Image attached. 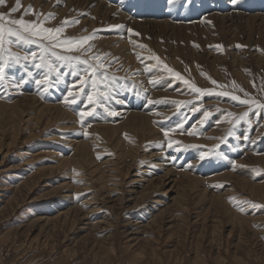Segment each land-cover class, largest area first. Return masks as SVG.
<instances>
[{
    "label": "rangeland",
    "instance_id": "374dc122",
    "mask_svg": "<svg viewBox=\"0 0 264 264\" xmlns=\"http://www.w3.org/2000/svg\"><path fill=\"white\" fill-rule=\"evenodd\" d=\"M85 1L0 5L46 28L67 21L59 39L92 37L71 52L5 38L0 264H264V0Z\"/></svg>",
    "mask_w": 264,
    "mask_h": 264
},
{
    "label": "snow or ice",
    "instance_id": "6c2138e0",
    "mask_svg": "<svg viewBox=\"0 0 264 264\" xmlns=\"http://www.w3.org/2000/svg\"><path fill=\"white\" fill-rule=\"evenodd\" d=\"M235 2V0H233ZM5 0H0V5L4 4ZM20 7L19 0H17L16 6L11 9V12H16L17 9ZM26 13L31 11V6H29L28 9L25 10ZM51 15V14H49ZM6 21L8 25H15L17 27H6L5 23H0V56H3L5 49H4V43H5V38L6 37H14L15 41L9 39L7 42L9 44L13 42H24V43H35L36 39L39 38V40L44 41L47 40L49 41V44L45 46L44 50L47 51L48 48L55 49L57 47L64 48L65 51H75L78 50L80 47L83 46V43L86 42L87 40L91 39V36H86L80 39L76 38H65V39H59V34L63 31V25L68 23L67 21L62 22V25L60 27H55V28H46L43 27V22L41 21L40 23H37L35 21L33 22H26L23 18L20 19H9V15H6L4 13H0V22ZM78 22V21H75ZM114 27L120 28L122 27L121 25H115ZM131 31V30H129ZM27 34V35H25ZM35 54H33L34 56ZM53 56H56L57 60H63V61H72L74 59H79L78 57H71V56H61L57 54L56 52H52ZM12 60H14L16 63H19L21 60V57L18 55H13ZM23 59L27 60L28 56L23 57ZM99 59V58H97ZM83 63L87 64V60L83 61ZM9 66L8 62L5 61L3 64H0V81H3L5 78V67ZM42 65L38 64L36 67H41ZM50 70L52 69V65L48 64L47 65ZM103 65H101L102 67ZM165 67H167L165 65ZM89 68H91V76L93 77L92 79V87L95 89L97 87V81L95 79L96 71L97 68L95 66L89 65ZM169 71H172L171 69H168ZM87 71V69H85ZM73 75H76L75 72H73ZM179 77V74H176ZM82 84H87V80L85 77L80 78ZM151 82V81H150ZM187 83V81H185ZM37 84H41L42 81H37ZM211 83L216 84V81H211ZM192 88L194 91L203 94L205 90H202L200 88H197L195 85H192ZM80 91H83V88L80 89ZM69 95H72V92H69ZM221 95H228V93H221ZM233 100H239V97L233 96ZM88 100L90 103H93V95L89 93L88 95ZM74 99L69 101L66 98V103H74ZM241 103H255V101H248V100H241ZM258 107H264V105H258ZM107 110V109H106ZM115 112H109V115H115ZM86 115H92V112H82L81 113V119L83 120V117ZM231 115V113H229ZM167 132H165V135L167 136ZM230 202H234V198H230ZM243 203H249L247 201H241L240 204ZM252 207H256V205H252ZM238 210L243 212L244 209L243 207L238 206Z\"/></svg>",
    "mask_w": 264,
    "mask_h": 264
},
{
    "label": "bare ground",
    "instance_id": "6f19581e",
    "mask_svg": "<svg viewBox=\"0 0 264 264\" xmlns=\"http://www.w3.org/2000/svg\"><path fill=\"white\" fill-rule=\"evenodd\" d=\"M93 2V1H92ZM95 2V1H94ZM102 2V1H101ZM70 3H84V5H86L87 4V2L85 1V0H70ZM92 4V3H91ZM90 4V5H91ZM101 4V3H100ZM95 6V5H94ZM93 6V7H94ZM103 6V5H102ZM110 6V5H109ZM220 6V5H219ZM69 7V6H68ZM86 7V6H85ZM100 7H101V5H100ZM89 8V7H88ZM102 8V7H101ZM164 8V7H163ZM263 8V7H262ZM170 9V8H169ZM247 9V8H246ZM44 10V9H43ZM63 10H65V9H63ZM92 10H94V9H92ZM111 10V9H110ZM168 10V9H167ZM99 9H98V7L94 10V13L96 14H98L99 13ZM116 11V10H115ZM114 11V9H113V12H115ZM246 11V10H245ZM64 12V11H63ZM91 12H93V11H90V13ZM107 13H109V12H105V14H107ZM177 13V12H176ZM102 14H103V12H102ZM101 14V15H102ZM105 14H104V17H105ZM111 14V13H110ZM121 14V13H120ZM178 14V13H177ZM242 14V13H241ZM122 15V14H121ZM175 15V14H174ZM113 16V15H112ZM115 16V15H114ZM124 16V15H123ZM181 16V15H180ZM243 16V15H242ZM59 17V16H58ZM94 17V16H93ZM121 17V16H120ZM250 17V20L249 21H251V22H253L254 20H256V19H258V16H249ZM118 18V17H117ZM132 18V17H131ZM222 18H224V17H222ZM229 18H233V16L231 17H229ZM261 19H264V18H262V16L260 17ZM109 19V18H108ZM119 19V18H118ZM164 19V18H163ZM190 19V18H189ZM206 19V18H205ZM227 19V17L226 18H224L223 20H226ZM240 19V18H239ZM120 20V19H119ZM179 20H180V22H184L185 23V21H181V20H184L183 18H179ZM230 20V19H229ZM228 20V21H229ZM129 21V20H128ZM227 21V22H228ZM232 21V20H231ZM247 21H248V19H247ZM173 22H174V20H173ZM188 22V21H187ZM196 22V21H195ZM250 22V23H251ZM232 23V22H231ZM249 23V24H250ZM261 23H262V21H261ZM159 25H161V28H163V27H167V28H172V27H174V26H176V25H174V26H171V25H169V24H167V23H158ZM171 24V23H170ZM194 24V23H193ZM246 24H247V22H246ZM249 24H247V25H249ZM92 25V24H91ZM114 25H116V24H114ZM126 25H127V23H126ZM140 25V24H139ZM234 25V24H233ZM232 25V26H233ZM141 26V25H140ZM155 26H157V24L155 23ZM163 26V27H162ZM181 26V25H180ZM180 26H178L179 28H180ZM185 26V25H184ZM183 26V27H184ZM187 26H188V24H187ZM223 26V25H222ZM222 26H220V27H222ZM226 26V25H225ZM235 26V25H234ZM151 27H152V25H151ZM177 27V28H178ZM226 27H229V26H226ZM246 27V26H245ZM137 28H138V26H137ZM178 28V29H179ZM231 28V27H230ZM234 28H236V26L234 27ZM145 29L146 28H141V30H142V32L143 31H145ZM159 29H160V27H159ZM173 29V28H172ZM225 29V28H224ZM155 30H157V32H158V28L157 29H155ZM177 30V29H176ZM175 30V31H176ZM246 30V29H245ZM92 31V30H91ZM172 32L174 31V30H171ZM171 31H170V33H171ZM221 31H223V30H221ZM232 31V30H231ZM248 31H251V28L249 27L248 28ZM247 31V32H248ZM165 32V31H164ZM237 32V31H236ZM134 33V32H133ZM155 33V32H154ZM161 33V32H160ZM168 33V32H167ZM166 33V34H167ZM201 33V32H200ZM158 34V33H157ZM223 34V33H222ZM164 35V34H163ZM173 35V34H172ZM202 35V34H201ZM247 35H248V33H247ZM264 40V39H263ZM124 45H129V42H127V41H124V42H122ZM138 43V42H137ZM141 46V45H140ZM126 47V46H125ZM121 48V50H122V46L120 47ZM129 48V47H128ZM172 49V48H171ZM174 52V51H173ZM192 56V55H191ZM134 58V57H133ZM129 59L131 60V58L129 57ZM131 62V61H130ZM134 62V61H133ZM132 62V63H133ZM130 64V63H129ZM153 71V70H152ZM24 100H29V99H24ZM30 100H34V98H31ZM33 102V101H32ZM24 103H26V102H24ZM20 105V104H19ZM31 106V105H30ZM18 108V107H17ZM39 111L42 113V114H46V113H50L49 111H51V110H56V111H58V113L60 114V116H61V121H62V123H70V121L71 120H69L70 118H68V116L67 115H65L64 113H62V111H60L59 109H58V107H54V106H41V105H39ZM4 113V112H3ZM5 116V115H4ZM138 116H142V115H139V114H135V115H131V118H135V117H138ZM148 116V115H147ZM143 117V116H142ZM145 117V119H146V125L148 126V128L150 127L149 125L150 124H148V122L150 121V120H152L150 117H146V116H144ZM154 117V116H153ZM70 126V125H69ZM137 128V127H136ZM209 134V133H208ZM207 134V135H208ZM2 135H3V132H2ZM145 136V135H144ZM3 139V138H2ZM36 139H38V138H36ZM217 142V141H216ZM210 143H213V142H210ZM34 144V143H33ZM208 145V144H207ZM212 145V144H211ZM74 146H76L77 147V150L79 149L80 150V152H79V155H80V157L81 158H83V157H85V155H86V153H88V150L86 149V146L84 145V143H81V142H77ZM213 146V145H212ZM232 147V146H231ZM243 147V146H242ZM160 156V155H159ZM24 158V157H23ZM251 160V159H250ZM110 164V163H109ZM89 168H91V167H89ZM171 170V169H170ZM194 171V170H193ZM107 173V172H106ZM172 172L171 171H166V174H171ZM126 174V173H125ZM165 174V175H166ZM234 174V173H233ZM184 175H186V174H184ZM241 175V174H240ZM179 176V175H178ZM227 176V175H226ZM231 176V175H230ZM234 176V175H233ZM140 177V176H139ZM182 177V176H181ZM184 177V176H183ZM203 177V176H202ZM222 177V176H221ZM236 177V176H235ZM238 177V176H237ZM236 177V178H237ZM105 178V177H104ZM107 178V177H106ZM180 178V177H179ZM226 178V177H225ZM178 179V178H177ZM184 179V178H183ZM238 179H241V178H238ZM186 180V179H185ZM184 180V181H185ZM196 180H197V178H196ZM208 180H210V179H208ZM228 180H229V178H228ZM141 181V180H140ZM194 181V180H193ZM203 182V181H202ZM237 182V181H236ZM240 182V181H239ZM99 183V182H98ZM197 183V182H196ZM137 184H139V183H137ZM235 184V183H234ZM181 185V184H180ZM202 185V184H201ZM148 186V185H147ZM161 186V185H160ZM188 186V185H187ZM164 187V186H163ZM185 187H186V185H185ZM196 187V186H195ZM199 187H201V186H199ZM82 188V187H81ZM191 188V187H190ZM185 189V188H184ZM189 189V188H188ZM193 189V188H192ZM183 190V189H182ZM200 191V190H199ZM198 191V192H199ZM134 193V192H133ZM31 194V193H30ZM138 194V193H137ZM200 194V193H199ZM184 196V195H183ZM198 198V197H197ZM63 199V198H62ZM119 199V198H118ZM117 199V200H118ZM197 200V199H196ZM195 201V200H194ZM54 203V202H53ZM156 204H160V201H157V202H155ZM162 203V202H161ZM120 204H121V202H120ZM116 205V204H115ZM173 206V205H172ZM175 206H176V204H175ZM174 206V207H175ZM180 206V205H179ZM169 207V206H168ZM181 208V207H180ZM217 208V207H216ZM215 208V209H216ZM221 208V207H220ZM20 209V208H19ZM70 209V208H69ZM175 209V208H174ZM214 209V210H215ZM168 210V209H167ZM170 210V209H169ZM172 210V209H171ZM213 210V209H212ZM174 211V210H173ZM177 212H178V210H177ZM95 213V212H94ZM216 213H218V212H216ZM163 214H164V212H163ZM174 214V213H173ZM62 215H64V214H62ZM165 215V214H164ZM160 216V215H159ZM80 217V216H79ZM72 220V219H71ZM172 220V219H171ZM99 223V222H98ZM105 225H107V224H105ZM104 225V226H105ZM93 227V226H92ZM91 227V228H92ZM148 227V226H147ZM93 230V229H92ZM93 232V231H92Z\"/></svg>",
    "mask_w": 264,
    "mask_h": 264
}]
</instances>
